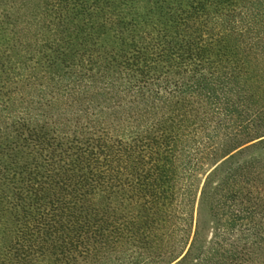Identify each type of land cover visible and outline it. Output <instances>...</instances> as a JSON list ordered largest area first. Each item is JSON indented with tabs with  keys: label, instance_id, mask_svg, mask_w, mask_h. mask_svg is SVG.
I'll list each match as a JSON object with an SVG mask.
<instances>
[{
	"label": "trees",
	"instance_id": "obj_1",
	"mask_svg": "<svg viewBox=\"0 0 264 264\" xmlns=\"http://www.w3.org/2000/svg\"><path fill=\"white\" fill-rule=\"evenodd\" d=\"M0 264H264V0H0Z\"/></svg>",
	"mask_w": 264,
	"mask_h": 264
}]
</instances>
